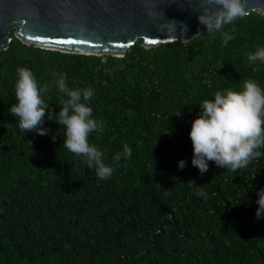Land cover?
I'll return each mask as SVG.
<instances>
[{"label":"trees","instance_id":"16d2710c","mask_svg":"<svg viewBox=\"0 0 264 264\" xmlns=\"http://www.w3.org/2000/svg\"><path fill=\"white\" fill-rule=\"evenodd\" d=\"M222 32L232 37L227 44ZM10 35L0 50V264H264V218L255 215L264 154L235 172L209 161L201 175L189 138L203 99L240 91L246 79L264 89V63L248 60L264 47L262 14L185 42L144 48L138 38L122 56L45 49ZM21 67L50 88L41 94L48 135L22 131L10 113ZM60 76L93 91L88 106L103 131L88 140L114 169L106 180L63 145L54 115L65 99ZM125 144L131 156L114 161Z\"/></svg>","mask_w":264,"mask_h":264},{"label":"clouds","instance_id":"9594fccd","mask_svg":"<svg viewBox=\"0 0 264 264\" xmlns=\"http://www.w3.org/2000/svg\"><path fill=\"white\" fill-rule=\"evenodd\" d=\"M244 15L241 0H206L205 6L196 14V21L205 31L221 32L225 24H231ZM181 25L187 33V26ZM221 35L225 44L232 39L227 32ZM248 60L264 63V47L249 53ZM55 85L65 97L59 103V111L54 114L56 124L64 127V147L76 156L85 157L87 168L94 170L99 179H108L113 174V167L104 162L103 152L90 145L88 140L91 133L103 131L102 122L93 118L92 108L88 106L93 91L69 87L65 76L56 79ZM49 90L47 85H38L28 68L17 69L16 103L9 110L18 118L22 131L40 136L49 134V129L42 125L50 105L41 95ZM198 107L201 111L191 121L189 138L193 153L191 164L201 175L208 171L209 161L217 168L235 172L264 154L258 150L264 148V89L254 80H244L240 91H216L214 98L203 99ZM55 138L53 135L52 139ZM131 152L132 149L125 144L123 152L117 153L113 159L118 161L122 156L130 157ZM177 166L182 170L185 162L180 160ZM188 184L190 187L198 186L194 180H189ZM197 195L206 196V193L198 191ZM255 203L257 219L264 218V188L256 191Z\"/></svg>","mask_w":264,"mask_h":264},{"label":"water","instance_id":"95a60500","mask_svg":"<svg viewBox=\"0 0 264 264\" xmlns=\"http://www.w3.org/2000/svg\"><path fill=\"white\" fill-rule=\"evenodd\" d=\"M205 4L206 0H0V50L7 47L11 30L25 44L94 55L122 56L138 38L144 48L185 42L205 32L196 21ZM241 4L245 13L264 16V0Z\"/></svg>","mask_w":264,"mask_h":264},{"label":"snow or ice","instance_id":"6c2138e0","mask_svg":"<svg viewBox=\"0 0 264 264\" xmlns=\"http://www.w3.org/2000/svg\"><path fill=\"white\" fill-rule=\"evenodd\" d=\"M56 43H77L75 40H57Z\"/></svg>","mask_w":264,"mask_h":264}]
</instances>
